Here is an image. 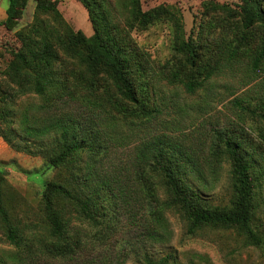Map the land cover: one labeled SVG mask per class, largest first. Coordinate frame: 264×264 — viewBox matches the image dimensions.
<instances>
[{"label":"trees","instance_id":"trees-1","mask_svg":"<svg viewBox=\"0 0 264 264\" xmlns=\"http://www.w3.org/2000/svg\"><path fill=\"white\" fill-rule=\"evenodd\" d=\"M29 1L9 0L7 16L0 26L16 29ZM33 1V22L17 30L21 45L13 50L4 70L11 89H3L0 95V121L5 125L0 135L17 151L42 156L56 170V176L44 184L43 232L29 230L26 234L12 221L5 193L6 175L0 168V221L8 240L17 248L1 264H31L36 259L57 264L89 250L107 248L122 227V216L127 217V225L142 230L140 264H176V253L155 256L146 246L148 242L170 241V212L186 222L189 235L204 229H233L248 245L264 251V225L257 215L264 204V171L257 164V150H245L243 139L216 131L208 171L202 170L197 157L181 144L162 138L141 142L130 170L104 165L111 152L109 143H114L111 137L107 139V116L111 129L119 121L132 125L142 122L140 127L147 129L163 114L161 107L151 104L155 92L147 82L148 65L134 47L131 32L146 30L162 20L172 22L175 48L184 57L174 64L178 66L172 77L194 93L214 74L223 73L231 60L242 57L253 34L260 33L262 42L252 64L256 70L264 69V0H240L239 10L226 4H205L207 15L222 11L226 32L235 34L234 39L228 34L221 38L220 52L229 58L219 56L215 62L203 52L201 40H186L181 18L166 5L144 10L141 0H79L94 29L88 37L68 24L58 0ZM80 89L90 95L104 89L107 104L83 100L89 110L87 118L62 108L60 114L54 111L60 109L56 102L63 105L78 100ZM31 94L45 102L37 107H17L19 99ZM235 103L264 122V105L252 109L247 100L236 99ZM258 155L264 159V154ZM223 158L230 164L232 196L227 204L215 205L188 178L194 174L207 186L205 172L217 176L219 167L214 164ZM129 254L118 264H124Z\"/></svg>","mask_w":264,"mask_h":264},{"label":"rangeland","instance_id":"rangeland-1","mask_svg":"<svg viewBox=\"0 0 264 264\" xmlns=\"http://www.w3.org/2000/svg\"><path fill=\"white\" fill-rule=\"evenodd\" d=\"M59 9L65 20L75 30H82L88 37L94 34L93 26L89 20L88 12L79 0H58ZM144 10L160 5L171 7L178 13L183 25L186 40L195 38L201 40L203 52L206 51L208 59H218L228 54L220 52V40L228 34L234 39V32L227 33V25L223 26L222 11L206 14L207 2L226 4L232 9L239 10L240 0H141ZM9 0H0V21L7 16L6 11ZM115 7V1H113ZM35 2L30 0L16 29L0 26V95L3 89L10 90L4 75L12 52L20 47L17 30L33 22ZM118 21L123 26V19L117 11ZM234 29L235 25L232 26ZM260 33L253 34L244 46V55L230 61L229 67L223 73L214 74L206 80L194 93L187 91L185 86L175 81L172 72L176 70L174 64L184 57L175 48L176 33L173 23L162 20L146 30H133L131 38L134 47L140 52L143 62L148 65L149 76L147 82L154 93L151 104L161 107L163 114L151 121L148 127H140L142 122L128 124L119 121L113 129L109 128L110 119L104 121L111 152L104 160L106 168L119 166L120 169L130 170L131 163L141 142L167 139L181 144L186 151L197 157L202 170L208 171L207 160L210 158V147L215 138L216 131L221 130L243 139L245 150H257L258 165L264 171V159L258 154H264V122L253 113L244 110L235 103L236 99L249 101L252 109L264 105V69H255L252 64L254 55L258 53L262 42ZM218 51L217 54H211ZM264 68V66L262 67ZM186 71V70H185ZM184 74H182L183 77ZM78 100L69 101L62 105L57 103L66 112L87 118V107L83 100L101 102L105 105L106 95L104 89L96 95H90L86 89L77 92ZM44 98L31 94L22 97L17 107L25 105L40 106ZM248 103L244 105L247 106ZM104 105V106H105ZM89 111V110H88ZM15 126H17L15 124ZM5 125L0 121V128ZM140 127V128H138ZM16 140H20L17 138ZM143 145V144H142ZM215 166L219 167L217 176L205 171L207 186L196 175L188 178L193 182L203 197L215 205H225L229 202L232 192L229 181V162L216 159ZM221 166V167H220ZM0 168L6 175L5 193L13 223L21 229L36 232L42 230L43 215L41 211V197L46 181L54 179L56 170L49 167L42 156L33 155L24 151H17L0 135ZM127 175H124V178ZM264 190V185H263ZM264 202V195H263ZM258 217L264 225V204L259 208ZM168 219L172 231L171 239L167 243L146 244L148 251L155 256L176 253V264H264L263 249L248 245L243 236L233 229H204L195 235L187 233L186 222L176 213H169ZM122 227L111 240L107 248L89 250L71 261L57 264H118L124 260L125 254L130 253L124 264H140L141 228L127 225V217L122 216ZM264 230V227L263 229ZM6 227L0 221V264L8 260L17 248L10 243L6 235ZM129 241V246H128ZM25 255L24 251H21ZM13 262V261H12ZM43 259L31 261V264H47Z\"/></svg>","mask_w":264,"mask_h":264}]
</instances>
